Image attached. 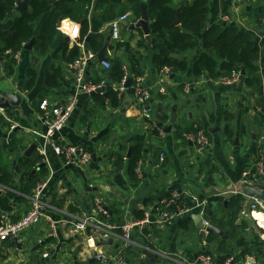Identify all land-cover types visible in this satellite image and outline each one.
<instances>
[{
    "label": "crops",
    "instance_id": "1",
    "mask_svg": "<svg viewBox=\"0 0 264 264\" xmlns=\"http://www.w3.org/2000/svg\"><path fill=\"white\" fill-rule=\"evenodd\" d=\"M31 1L22 11L17 9V2L16 11L30 10ZM194 1L171 0L170 5L179 8ZM207 5V27L218 23L252 28L257 35L264 31V0H246L239 11L231 0H207ZM116 9L117 17L129 16L122 24L119 40L112 38L111 21L101 27L100 32L106 37L101 48L105 47L104 60L113 63L114 59H121L128 65L129 58L137 53L152 92L148 107L153 123L143 115L132 84L120 90V81H112L110 74L103 77L104 71L108 72L110 68L104 67L98 59L101 50L94 53L88 46L89 40L79 41L80 24L74 20L61 21L58 29L69 39L61 41L55 48L51 46L55 39L45 50L36 49L32 39L31 47L27 45L32 40L15 54L11 50L0 52V90L21 96L19 104H11L9 109L0 108V203L4 201L9 206L1 205L0 226L16 222L30 211L33 190L42 181L47 182L43 196L49 206L47 213L56 220L55 229L44 218L26 231L17 239L21 246L12 239L0 240V264L105 263L98 260L89 263L96 255L102 258L104 255L103 259L112 261L109 264H190L205 250L211 255L219 252L217 240L208 241L211 232L203 230L193 217L201 210L179 216L162 227L148 223L144 232L136 227L128 244L118 231L109 232L101 224L88 225L91 226L88 231V226L79 230L69 223L71 215L80 218L98 216L95 212L97 198H102L112 209L109 212L114 217L112 223L123 224L135 217L137 209L155 215L158 201L173 188L192 195L195 201L206 203L219 195L229 200L238 191L246 197L245 212L240 219L255 221L254 214L247 215L255 197L243 191L246 183L264 185V174L250 175L257 167V161L264 160L263 69H259L258 86H249L244 79L233 87L219 82L216 77L197 78L193 74V65L203 51L199 45L185 54H176L187 60L188 68L172 75L171 70L164 71L155 63L151 19L148 20L152 37L149 43L141 26L130 29L141 17H135L128 2L123 0ZM98 12L95 6L92 7L90 17ZM68 20L70 23L63 28L64 21ZM11 22L12 18L5 20L0 27L9 28ZM179 24L180 18L176 25ZM195 35L201 39L204 31ZM263 37L264 34L259 41ZM118 42H128V45L118 47ZM75 45L81 52L78 58L94 54L88 61L85 78L91 81L100 77L105 79L106 86L110 84L118 90V105H113L107 97L97 100L93 94L76 88L70 67L77 59H70L71 48ZM12 57L15 61L9 73L7 63ZM256 63L261 64V60ZM126 71L127 77L132 79L129 70ZM187 86L191 88L189 92ZM43 99H48L51 105L75 100L73 111L58 137L61 142L87 148L92 153L90 163L83 166L66 164L51 148L43 136L46 131L40 109ZM154 123L159 129L158 134L154 133ZM192 126L208 132L211 140L209 155L198 156L192 143L184 137L183 131ZM138 135H145L146 141L138 165L141 171L135 178L129 173V165ZM3 172L5 176H2ZM116 174L127 181V187L118 185ZM188 216L193 221L185 228L179 219ZM221 231L218 234L225 237ZM108 239L112 241L107 242ZM234 251L238 253L241 248H234ZM44 252L49 256L44 257ZM241 260L234 264H244Z\"/></svg>",
    "mask_w": 264,
    "mask_h": 264
},
{
    "label": "trees",
    "instance_id": "2",
    "mask_svg": "<svg viewBox=\"0 0 264 264\" xmlns=\"http://www.w3.org/2000/svg\"><path fill=\"white\" fill-rule=\"evenodd\" d=\"M18 1L22 0H0V23L12 18L9 28L0 27V52L1 50H11L15 54L32 39H34L36 49L45 50L57 36L59 22L69 18L80 24L79 41L84 42L89 37L88 46L94 53H97L106 41V37L100 32V29L104 23L112 22L117 18L116 7L123 0H32L30 10L22 13L16 11ZM125 1L128 2L135 17H141L142 0ZM170 1L150 0L148 5L151 31L155 37L153 42L154 60L160 69L169 67L172 72L187 70V60L176 54H185L187 51L202 45L203 51L193 65V74L197 78L216 77L220 81L224 77H230L234 72L244 70V82L249 86L259 85L260 67L264 71V37L261 41L255 42L257 34L256 30L252 28H239L234 25L218 23L207 27L209 13L207 0H195L179 8H173ZM94 6L99 12L90 17L91 8ZM176 14L180 18L179 25L174 24ZM69 23V20L64 21L63 28ZM37 26L40 27L39 30ZM201 31H204V35L198 39L195 34ZM124 44L128 45V42H118V47H122ZM80 54L79 47L75 45L71 48L70 59L78 58ZM259 59L261 64L256 63ZM14 61L15 58L12 57L7 63L9 73L12 72ZM111 65L108 72L104 71L103 77L110 74L112 81L121 82L127 76V71L124 68L125 63L121 59H114ZM127 67L133 80L135 76L143 75L137 53L129 58ZM51 79L56 82L54 77ZM103 80L105 79L100 77L94 82ZM104 89L94 92L95 99L105 100L108 98L113 105H118L120 101L118 90L110 84ZM105 92L106 96L104 95ZM148 121L153 123L152 118ZM156 127L155 124L153 130L155 134H158L159 129ZM200 129L202 128L192 126L183 132ZM205 132L208 134L207 131ZM136 138L129 165V173L135 178L139 175L137 169L146 141L145 135H138ZM252 174L261 175L258 173L257 167L250 172V175ZM2 176H5L4 172ZM116 177L119 186L127 187V181L121 175L116 174ZM173 192L178 193V197L171 206L172 210L184 209L194 205L195 199L192 195L178 188H173L166 197H170ZM228 199L225 200L222 195L211 197L202 210L204 219L210 224L218 226L227 236L224 237L215 232L209 233L207 240L216 239L218 242L219 252L213 256L219 264H224L228 259H232L231 264H234L240 258H242L243 263V258L247 254H253L260 264H264V239L262 238L264 229L259 227L254 220L240 219L242 213L245 212L244 203L246 200L242 193H234ZM1 205L4 208H9L4 201L0 203V209H2ZM108 210L109 212L112 211L111 208ZM116 211L121 212L117 209ZM146 214L145 209H137L134 219H143ZM112 219L114 220L113 215L110 216V220ZM192 221L191 216L179 219L180 224L185 228H188ZM234 248H241V251L237 253ZM204 253L211 254L206 250Z\"/></svg>",
    "mask_w": 264,
    "mask_h": 264
},
{
    "label": "built area",
    "instance_id": "3",
    "mask_svg": "<svg viewBox=\"0 0 264 264\" xmlns=\"http://www.w3.org/2000/svg\"><path fill=\"white\" fill-rule=\"evenodd\" d=\"M233 6L237 11L241 10L245 4L246 0H231ZM128 14L121 15L115 18L111 22L112 28V38L114 40L120 39V33L122 30V24L127 20ZM94 57V54H89L88 56H84L81 58H77L70 64V67L74 74L75 85L77 89H81L84 92L91 94L94 91L99 89H104L106 86L105 80L100 82H94L91 80H87L85 78V69L87 67L89 59ZM102 64L106 68L111 67V63L108 60H103ZM125 70L128 69L127 65H124ZM164 71L170 72L169 67H164ZM242 78L241 72H234L230 77H224L219 82L227 85H232L236 83ZM128 77L125 76L123 80L120 82V90H123L126 86L125 83ZM132 89L134 91L135 97L142 109L143 115L146 118L151 119V111L148 107V102L152 97V92L150 87L146 83V78L144 75L135 76L132 81ZM191 88L189 86L186 87V91L189 92ZM75 105V100L72 99L68 103L63 105H51L48 99H43L40 103V109L42 111L44 121L46 123V131L43 133V136L49 141V145L55 151L56 154L62 156L66 164L73 166H83L87 165L92 160V153L80 144H73L67 142H61L58 137V133L65 126L67 120L69 119L73 108ZM184 137L187 141L192 143L193 150L198 156H206L208 154L209 148L211 146V140L203 129L198 131H187L184 133ZM258 173L264 174V162H259L257 164ZM140 174L139 167L137 169ZM247 174L249 171L246 172ZM47 189V182L42 181L36 185L33 190L31 196L32 207L28 213L22 216L18 221L13 223H8L0 226V240L6 239H19L26 231L37 226L42 222L44 218L50 221V225L53 229L56 228V220L52 218V216L47 213L49 206L44 200L43 196ZM238 193V191H235ZM178 197V193L173 192L170 197H162L156 206V214L150 215L146 214L143 219H133V221L124 222L122 225L112 223L110 220V213L108 209L105 207L104 200L102 198H97L95 201V212L98 216H85V217H77L75 215H71L68 219L69 223L74 225L79 230H85L88 225H103L109 232L117 233L119 236L125 241L126 244L132 241V231L135 227H140L141 231L144 232V228L148 223H154L158 227H162L165 224L172 223L179 216L186 215L195 210H201L206 203V201H198L194 202V205L184 209L172 210L171 206L174 204L175 199ZM260 205V208L257 207ZM43 209L46 212H43ZM251 215L254 214L256 224L264 228V201L255 198V201L251 204L250 207ZM257 213V214H255ZM203 215V214H202ZM98 217H102L100 219ZM204 227L203 230L207 229V226L210 223L204 219L203 217ZM44 257H48L49 253L44 252ZM103 258L105 257L102 255ZM232 259H228L224 264H231ZM244 264H260L256 259L255 255L247 254L243 258ZM190 264H219L215 257L211 254L202 253L198 255L195 261L190 262Z\"/></svg>",
    "mask_w": 264,
    "mask_h": 264
},
{
    "label": "water",
    "instance_id": "4",
    "mask_svg": "<svg viewBox=\"0 0 264 264\" xmlns=\"http://www.w3.org/2000/svg\"><path fill=\"white\" fill-rule=\"evenodd\" d=\"M31 0H22V1H18V7L17 9L19 11H22L24 8L28 7V4L30 3ZM148 0H143V2L141 3V19L139 21L138 24H134L130 26V29H132L133 26H141L145 32H146V39L147 41L150 43L151 42V35H150V28H149V17H148ZM179 22V17L178 15H176V19H175V24H177ZM60 25V22L59 24ZM264 34V31H260V34L256 36L255 38V42H258L261 38V35ZM111 37H109L110 39ZM68 40L69 38L67 36H64L60 31L57 34V37L55 38V40L52 42L51 46L52 47H56L61 41L63 40ZM87 40H89V37L87 38ZM33 43V40L27 45V47H31ZM98 59L100 61H103L104 59H106V55H105V47L99 52L98 54ZM175 74L174 72H172V75ZM242 75H245V71H242ZM132 79L129 77L125 83L126 87H130L132 84ZM242 80L237 81L236 83H233V87H236V85H239L241 83ZM95 92V91H94ZM94 92H92L91 94H94ZM11 102V103H10ZM21 102V96L20 95H15L13 92H6V91H2L0 90V108L2 109H9L11 107V104L17 105ZM93 157L95 158V155H93ZM245 194L258 198L260 200L264 201V185L262 184H245V188L243 191ZM258 208H260V205H257ZM106 208H108L106 206ZM43 212H46L45 209H43ZM111 212V211H110ZM248 217H251V213L247 214ZM194 219L197 221L198 225L200 227H204V223H203V217L200 213L195 214ZM91 229V226L87 227V230L89 231ZM207 229L209 232H217V233H221V229L218 228V226L210 224L207 226ZM226 237V236H225ZM13 243L18 244L19 246H21V244L18 242L17 238H13ZM112 239H108L107 242H111ZM133 245H128V247H131ZM95 260L98 261H104L105 263H112V261L108 260V259H103L101 256L96 255L95 257H93L90 262H93Z\"/></svg>",
    "mask_w": 264,
    "mask_h": 264
},
{
    "label": "rangeland",
    "instance_id": "5",
    "mask_svg": "<svg viewBox=\"0 0 264 264\" xmlns=\"http://www.w3.org/2000/svg\"><path fill=\"white\" fill-rule=\"evenodd\" d=\"M105 207H106V205H105ZM108 209V208H107ZM109 211V210H108ZM134 219V218H133ZM133 219L131 218V219H129V220H127V221H133ZM252 220V219H251ZM126 221V222H127ZM119 225H122V224H119ZM136 228V227H135ZM53 233V232H52ZM212 254V253H211Z\"/></svg>",
    "mask_w": 264,
    "mask_h": 264
},
{
    "label": "flooded vegetation",
    "instance_id": "6",
    "mask_svg": "<svg viewBox=\"0 0 264 264\" xmlns=\"http://www.w3.org/2000/svg\"><path fill=\"white\" fill-rule=\"evenodd\" d=\"M242 73V72H241ZM244 79V75H242V78L240 80H243Z\"/></svg>",
    "mask_w": 264,
    "mask_h": 264
}]
</instances>
